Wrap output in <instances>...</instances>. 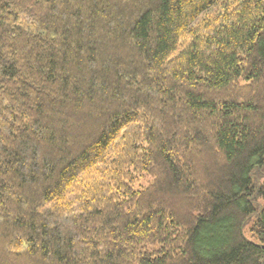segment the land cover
<instances>
[{
	"label": "trees",
	"instance_id": "1",
	"mask_svg": "<svg viewBox=\"0 0 264 264\" xmlns=\"http://www.w3.org/2000/svg\"><path fill=\"white\" fill-rule=\"evenodd\" d=\"M0 264H264V0H0Z\"/></svg>",
	"mask_w": 264,
	"mask_h": 264
}]
</instances>
